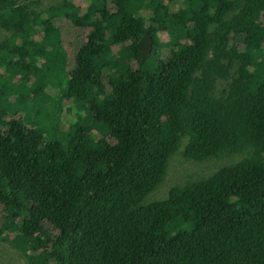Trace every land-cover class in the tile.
<instances>
[{
	"label": "trees",
	"instance_id": "16d2710c",
	"mask_svg": "<svg viewBox=\"0 0 264 264\" xmlns=\"http://www.w3.org/2000/svg\"><path fill=\"white\" fill-rule=\"evenodd\" d=\"M78 4L0 0V234L28 264H264V0ZM177 156L208 172L149 200Z\"/></svg>",
	"mask_w": 264,
	"mask_h": 264
},
{
	"label": "rangeland",
	"instance_id": "374dc122",
	"mask_svg": "<svg viewBox=\"0 0 264 264\" xmlns=\"http://www.w3.org/2000/svg\"><path fill=\"white\" fill-rule=\"evenodd\" d=\"M57 1H61V0H57ZM71 1L74 3H79L78 5L82 4V0H71ZM21 13L24 14V12L22 11ZM61 18L63 19L61 24L65 26L66 20H64V17H61ZM82 35L83 33L81 34V37H80L76 34L78 39L82 38ZM40 36L42 37L43 33H41ZM80 42H81V39H80ZM51 45H52L51 49H58L61 46L63 47V49L66 51V54H67V56H65L67 57L66 70L72 69L73 52L71 51V48L68 45V42L63 39L61 42H58V43L53 42ZM110 51L111 53L115 52V48L111 46ZM157 51L154 50L153 54L155 55L156 53L160 54L159 51L158 52ZM15 77H19V75ZM26 85L29 86L30 82H26ZM39 100L46 101L47 98L44 96H41ZM65 120L67 122L70 119L65 118ZM173 157H171L170 160L168 161V165H167V169H166V173H165L162 185L158 189L152 191V193L150 194L149 200L163 199L165 196H167L166 194L168 193L169 186L173 185L176 182H180L184 180L190 175H196L197 173L208 172V163L206 162L188 164V163L182 162L183 159L179 156H177L175 159H172ZM260 159L264 162V156L260 157ZM168 171L169 173L167 175ZM209 171L211 170L209 169ZM6 238H7V241H6ZM9 238L11 237H10L9 232L7 231L0 234V264H28L26 258L20 255L17 249L13 248L10 244L7 243L10 240Z\"/></svg>",
	"mask_w": 264,
	"mask_h": 264
},
{
	"label": "water",
	"instance_id": "95a60500",
	"mask_svg": "<svg viewBox=\"0 0 264 264\" xmlns=\"http://www.w3.org/2000/svg\"><path fill=\"white\" fill-rule=\"evenodd\" d=\"M140 49L141 59H145L150 55L152 49V38L148 35H145L141 38L138 43Z\"/></svg>",
	"mask_w": 264,
	"mask_h": 264
},
{
	"label": "clouds",
	"instance_id": "9594fccd",
	"mask_svg": "<svg viewBox=\"0 0 264 264\" xmlns=\"http://www.w3.org/2000/svg\"><path fill=\"white\" fill-rule=\"evenodd\" d=\"M149 36V35H148ZM151 53V52H150ZM262 161V160H261Z\"/></svg>",
	"mask_w": 264,
	"mask_h": 264
}]
</instances>
